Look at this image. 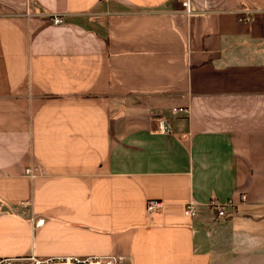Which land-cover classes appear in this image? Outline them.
<instances>
[{
    "label": "crops",
    "instance_id": "crops-1",
    "mask_svg": "<svg viewBox=\"0 0 264 264\" xmlns=\"http://www.w3.org/2000/svg\"><path fill=\"white\" fill-rule=\"evenodd\" d=\"M182 1L0 0V264H264V0Z\"/></svg>",
    "mask_w": 264,
    "mask_h": 264
},
{
    "label": "built area",
    "instance_id": "built-area-1",
    "mask_svg": "<svg viewBox=\"0 0 264 264\" xmlns=\"http://www.w3.org/2000/svg\"><path fill=\"white\" fill-rule=\"evenodd\" d=\"M183 9L184 12L189 15H194L200 13V11H196L193 7L192 0H183ZM49 19L54 24L64 23V18L62 14L52 13L49 14ZM252 15L247 12L246 16H244V20H251ZM174 112L182 111L184 108L182 107H174ZM165 125L161 123V129H165ZM38 169V167H28L26 169V173L30 176H33V171ZM247 200V194L241 193L239 196V201L243 202ZM238 201V202H239ZM234 197H230L224 201L219 200L216 197H213L209 200L208 205L211 207L213 212L217 217H225L229 214L230 209H234L236 204L238 203ZM164 206V202L161 199L151 198L148 200L147 209L150 213H154L162 209ZM198 212V203L195 200H189L186 202L184 207V214L188 217H194ZM30 264H117L118 257L113 255L110 256H99V255H87V256H77V255H55L49 256L46 258L36 257L34 254H31L26 259ZM4 264H9L6 262Z\"/></svg>",
    "mask_w": 264,
    "mask_h": 264
},
{
    "label": "water",
    "instance_id": "water-1",
    "mask_svg": "<svg viewBox=\"0 0 264 264\" xmlns=\"http://www.w3.org/2000/svg\"><path fill=\"white\" fill-rule=\"evenodd\" d=\"M9 264H30L29 261H20V262H11ZM101 264H106V263H101Z\"/></svg>",
    "mask_w": 264,
    "mask_h": 264
}]
</instances>
